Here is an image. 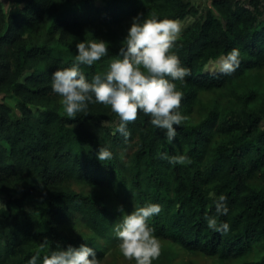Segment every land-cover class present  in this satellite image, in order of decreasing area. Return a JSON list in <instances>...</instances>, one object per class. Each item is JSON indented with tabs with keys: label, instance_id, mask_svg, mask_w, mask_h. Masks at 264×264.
Here are the masks:
<instances>
[{
	"label": "trees",
	"instance_id": "1",
	"mask_svg": "<svg viewBox=\"0 0 264 264\" xmlns=\"http://www.w3.org/2000/svg\"><path fill=\"white\" fill-rule=\"evenodd\" d=\"M8 14L0 0V264H27L37 249L86 242L104 257L122 218L101 189L133 209L161 205L150 217L153 234L178 246L238 264H264V0H212L199 10L193 0H15ZM144 17L195 20L170 49L190 68L174 81L183 95L179 111L187 119L169 142L162 129L138 110L127 124V140L105 119L118 122L110 106L91 103L87 114L63 115L51 90V73L69 66L75 42L102 38L109 53L92 66L87 79L118 58L125 26ZM232 48L240 64L225 74L208 65ZM220 92L214 102L203 92ZM101 145L113 152L100 161ZM184 154L172 165L160 153ZM89 187L91 192H85ZM223 194L227 224L221 235L205 217L215 215L213 197ZM125 213V212H124ZM37 216V219L34 217ZM41 244L44 247L41 248ZM37 264H40L39 260Z\"/></svg>",
	"mask_w": 264,
	"mask_h": 264
},
{
	"label": "clouds",
	"instance_id": "2",
	"mask_svg": "<svg viewBox=\"0 0 264 264\" xmlns=\"http://www.w3.org/2000/svg\"><path fill=\"white\" fill-rule=\"evenodd\" d=\"M179 23L172 18L144 17L137 13L131 18L126 35L121 42L118 58L110 59L103 71H97L87 79L81 65L92 66L94 62L109 53V43L102 38L78 40L76 54L69 66L56 68L51 73V90L59 97L63 115L77 117L87 114L91 103L110 106L118 122L105 119L102 124L118 131L127 140L130 135L127 124L137 118L138 110L149 117V123L162 129L167 141L177 135V126L186 120L179 111L183 93L174 81H183L190 74V68L182 65L178 55L170 51L174 47ZM240 64L239 49L232 48L215 60L210 71L229 74ZM100 161L111 160L113 152L101 145L96 152ZM170 164L184 163V154L160 153ZM213 197L215 215L205 217L208 227L221 235L228 232L227 224H218V216H227L226 200L223 194ZM122 218L114 225V235L124 258L134 264H152L161 252L160 242L148 223L150 217L158 214L161 205L155 202L136 206L124 213L118 205ZM41 248L44 244H41ZM100 264L96 250L88 243L67 247L57 245L41 257L39 249L27 259V264Z\"/></svg>",
	"mask_w": 264,
	"mask_h": 264
},
{
	"label": "rangeland",
	"instance_id": "3",
	"mask_svg": "<svg viewBox=\"0 0 264 264\" xmlns=\"http://www.w3.org/2000/svg\"><path fill=\"white\" fill-rule=\"evenodd\" d=\"M198 6L199 10L203 11L206 7L212 6V0H193ZM249 1V0H246ZM98 3H102V0H97ZM4 8L8 14L18 11L20 6L15 2V0H3ZM195 20L194 16H189L184 20H177L180 25V31L177 36L183 31L184 28L189 26ZM129 25L125 26V30ZM215 60L208 65V70L213 69ZM261 82H264V70L258 73ZM220 92H203L201 94L202 100L206 102H214L215 99L219 98ZM0 101H5L15 107L16 99L9 94H1ZM19 110L15 107L14 113L19 114ZM85 192H91L92 189L86 187ZM102 193L105 195V201L110 202V204L123 205V211L125 213L131 212L133 210L132 205L129 202L119 203L114 200L112 192L101 189ZM8 200V196H0V207H5ZM37 219V216L34 215ZM119 222V218H115ZM160 242L161 252L158 258L152 261V264H238L237 259H223L218 255H209L199 251L186 250L177 244H174L168 240L157 238ZM100 264H134V261L128 260L123 257L118 248V240L113 239L107 249L106 254L102 259L99 260Z\"/></svg>",
	"mask_w": 264,
	"mask_h": 264
}]
</instances>
